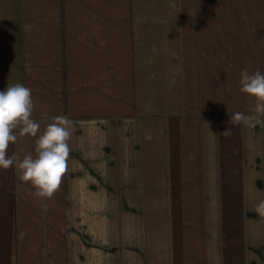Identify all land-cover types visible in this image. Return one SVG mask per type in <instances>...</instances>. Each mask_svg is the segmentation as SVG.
<instances>
[{
  "label": "crops",
  "instance_id": "crops-1",
  "mask_svg": "<svg viewBox=\"0 0 264 264\" xmlns=\"http://www.w3.org/2000/svg\"><path fill=\"white\" fill-rule=\"evenodd\" d=\"M245 68L264 0H0V90L73 122L51 199L0 169V264H264V127L229 123Z\"/></svg>",
  "mask_w": 264,
  "mask_h": 264
},
{
  "label": "clouds",
  "instance_id": "clouds-1",
  "mask_svg": "<svg viewBox=\"0 0 264 264\" xmlns=\"http://www.w3.org/2000/svg\"><path fill=\"white\" fill-rule=\"evenodd\" d=\"M239 76V91L252 98L254 106L249 115L231 113L229 123L264 127V73L259 70L250 73L245 68ZM34 109L32 90L25 85L10 84L0 90V169H13L19 181L35 189L32 196L43 201L54 196L69 171L73 122L65 115H58L41 131V124L33 119ZM220 134L228 137L232 135V128ZM25 136L34 138V155L21 156L18 152L10 155V145ZM254 210L264 217V200Z\"/></svg>",
  "mask_w": 264,
  "mask_h": 264
}]
</instances>
